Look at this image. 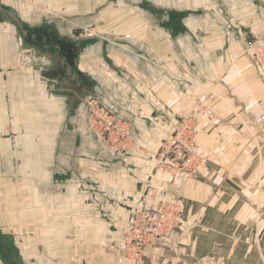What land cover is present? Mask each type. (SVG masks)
Masks as SVG:
<instances>
[{
  "label": "crops",
  "instance_id": "0c3cea01",
  "mask_svg": "<svg viewBox=\"0 0 264 264\" xmlns=\"http://www.w3.org/2000/svg\"><path fill=\"white\" fill-rule=\"evenodd\" d=\"M253 33L264 0H0V264H122L112 246L146 194L183 221L143 264H233L229 222L258 227L264 180ZM90 98L151 151L201 107L195 177L103 148Z\"/></svg>",
  "mask_w": 264,
  "mask_h": 264
},
{
  "label": "built area",
  "instance_id": "2783aa9c",
  "mask_svg": "<svg viewBox=\"0 0 264 264\" xmlns=\"http://www.w3.org/2000/svg\"><path fill=\"white\" fill-rule=\"evenodd\" d=\"M246 50L264 79V33L247 40ZM182 117L175 135L158 150H149L134 134L129 122L115 115L99 100L86 101L88 129L111 153L127 154L149 162L154 170L165 171L172 180L192 179L200 164L196 145L197 114ZM148 194L132 208L123 236L112 246L122 264H143L145 253L170 240L183 221V206L177 199L151 204Z\"/></svg>",
  "mask_w": 264,
  "mask_h": 264
},
{
  "label": "rangeland",
  "instance_id": "374dc122",
  "mask_svg": "<svg viewBox=\"0 0 264 264\" xmlns=\"http://www.w3.org/2000/svg\"><path fill=\"white\" fill-rule=\"evenodd\" d=\"M175 132L172 137L175 135ZM171 138H169L168 140H170ZM102 147L104 148L103 145ZM112 154L116 156H124L123 154ZM259 194V202L255 201V209L258 210L259 218L258 215L254 216L253 218L255 224L257 223L258 227L252 224V217H250L245 219L246 225L239 226V230L235 233V230L237 228L236 222L231 220L229 222V228L233 232L231 234V237L227 238V240L239 242V246L235 251V253L237 254V258L232 259V261L234 262L233 264H264V180H262L259 186ZM5 240L6 242L8 241V239ZM9 249L10 248H8L7 253L8 255L12 256V253L9 252Z\"/></svg>",
  "mask_w": 264,
  "mask_h": 264
}]
</instances>
